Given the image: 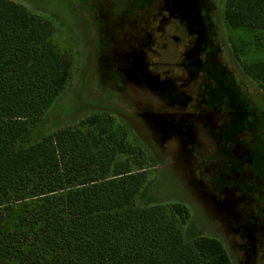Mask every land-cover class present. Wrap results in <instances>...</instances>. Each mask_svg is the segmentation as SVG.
<instances>
[{"label": "rangeland", "instance_id": "1", "mask_svg": "<svg viewBox=\"0 0 264 264\" xmlns=\"http://www.w3.org/2000/svg\"><path fill=\"white\" fill-rule=\"evenodd\" d=\"M15 1L73 63L19 146L102 113L140 151L136 205L185 204L188 240L213 236L234 264H264V91L241 68L264 59V30H229L225 0ZM4 215L7 230L17 213Z\"/></svg>", "mask_w": 264, "mask_h": 264}, {"label": "trees", "instance_id": "2", "mask_svg": "<svg viewBox=\"0 0 264 264\" xmlns=\"http://www.w3.org/2000/svg\"><path fill=\"white\" fill-rule=\"evenodd\" d=\"M223 21L264 30V0H225ZM53 32L24 4L0 0V264H234L220 239L186 238L185 204L172 214L136 205L147 183L140 151L104 114L19 146L71 78ZM241 68L264 91V59ZM6 209L17 213L7 230Z\"/></svg>", "mask_w": 264, "mask_h": 264}]
</instances>
